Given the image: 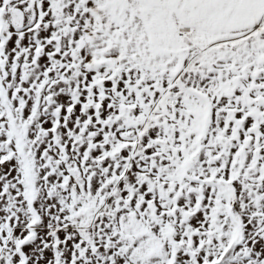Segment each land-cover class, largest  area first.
I'll return each instance as SVG.
<instances>
[{
    "label": "snow or ice",
    "instance_id": "obj_1",
    "mask_svg": "<svg viewBox=\"0 0 264 264\" xmlns=\"http://www.w3.org/2000/svg\"><path fill=\"white\" fill-rule=\"evenodd\" d=\"M0 264H264V0H0Z\"/></svg>",
    "mask_w": 264,
    "mask_h": 264
}]
</instances>
